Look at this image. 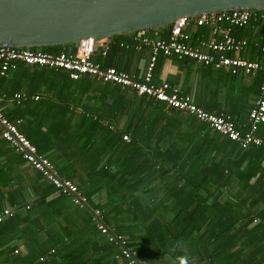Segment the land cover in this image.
Segmentation results:
<instances>
[{
    "label": "crops",
    "instance_id": "obj_1",
    "mask_svg": "<svg viewBox=\"0 0 264 264\" xmlns=\"http://www.w3.org/2000/svg\"><path fill=\"white\" fill-rule=\"evenodd\" d=\"M262 22L256 18L244 29L230 30L231 36L247 41L238 55L257 62L258 69L232 74L229 69L198 64L189 58L159 56L154 81L178 88L208 112L229 115L246 130L259 87L264 85ZM185 30L193 41L220 40L227 26L218 25L213 34L211 27H196L190 21ZM207 30L208 34L204 33ZM169 32L138 34L166 38L163 36ZM133 36L118 41L119 50L110 49L113 44L108 40L106 54L98 46L92 59L140 78L150 49L141 46L137 50ZM12 70L13 79L3 76L8 79L5 86L10 91L16 86L17 90L8 98L0 95V108L17 122L38 153L54 164L58 175L72 180L89 200L84 207L87 211L73 205L0 137V211L13 212L0 223V264H39L45 260V251L53 252L51 246L66 237L78 239L82 249L102 257L82 264H126L117 257L119 248L110 245L96 228L95 233L81 228L89 219L90 206L104 209L103 220L110 229L115 230L112 226L116 223L124 235H143L133 222L139 205H184L201 199L193 197V185L200 184V173L207 170L211 171L208 183H201L210 189L217 186L214 172L218 156L230 158L231 170L224 172L221 192L208 201L240 205L238 216L229 219L234 226L225 231L223 253H217L216 240L191 252L190 245L183 244L176 255L155 256L156 264H264V146L237 152L227 137L195 116L140 96L130 88L88 76L72 80L63 70L22 62ZM15 93L39 98L17 103ZM257 134L264 138V123L258 126ZM121 135L129 140L123 141ZM206 161L207 166L203 164ZM154 253L153 248L149 257Z\"/></svg>",
    "mask_w": 264,
    "mask_h": 264
},
{
    "label": "built area",
    "instance_id": "obj_2",
    "mask_svg": "<svg viewBox=\"0 0 264 264\" xmlns=\"http://www.w3.org/2000/svg\"><path fill=\"white\" fill-rule=\"evenodd\" d=\"M264 19V12L259 15ZM255 11L232 10L221 13L202 15L197 18L182 17L170 26L169 35L166 38L153 37L150 35L136 34L132 41L136 42L137 50L141 46L150 49V57L140 78L116 69L115 67H103L92 59L98 46L104 48L105 55L108 49L105 44L108 40L95 41L87 38L71 50L63 49L60 53L42 51L33 48H14L10 46L0 47V76H5L9 70L15 69L17 63L22 62L29 66L47 67L50 69L63 70L69 78L76 80L81 76H88L103 83H112L130 88L140 96L149 97L162 102L177 111H183L195 116L205 123L210 129L218 132L229 140L238 144L241 149L248 147L264 146V138L257 134L258 126L264 123V85L259 87V95L248 115V128L243 130L238 127L225 113H212L195 104L189 95L182 93L178 88L167 82H155L153 72L156 60L159 56L165 58H189L195 63L213 66L217 69H229L232 74L250 73L259 68V64L241 58L238 53L247 45L245 39L231 36V28H242L256 19ZM192 21L196 27L207 26L216 32L220 24L227 26L226 33L220 40L196 39L192 40L186 26ZM264 52V45L261 47ZM17 103L32 98L38 99L37 95L28 96L24 93L13 95ZM0 137L10 144L18 155L44 179H46L59 193L69 197L71 203L79 208L87 207V197L79 187L70 179L61 178L54 164L46 157L40 155L36 146L20 132L17 122L10 120L0 108ZM123 141H128L127 135H121ZM91 220L97 231L104 235L107 242L120 250V256L126 264H151L146 259L137 255L136 251L126 243L124 236L114 233L103 221L100 209L91 210ZM13 216L9 209L0 211V223L6 218Z\"/></svg>",
    "mask_w": 264,
    "mask_h": 264
},
{
    "label": "water",
    "instance_id": "obj_3",
    "mask_svg": "<svg viewBox=\"0 0 264 264\" xmlns=\"http://www.w3.org/2000/svg\"><path fill=\"white\" fill-rule=\"evenodd\" d=\"M235 9L264 11V0H0V47L77 46Z\"/></svg>",
    "mask_w": 264,
    "mask_h": 264
},
{
    "label": "trees",
    "instance_id": "obj_4",
    "mask_svg": "<svg viewBox=\"0 0 264 264\" xmlns=\"http://www.w3.org/2000/svg\"><path fill=\"white\" fill-rule=\"evenodd\" d=\"M263 12L264 11H255L259 23H261L262 21L259 15H261ZM245 27H243L242 29H244ZM169 29L170 27H168L165 30L148 31V33L150 35L160 31L165 33ZM137 33L124 35V36H114L113 38L109 39L110 42H112L111 44H113L109 48L112 49L113 47H116L117 48L116 50H119L120 47H118V41H120L124 37L136 35ZM204 33L208 34V30L204 31ZM163 37H167V36H163ZM71 46L73 45L50 46L46 48H33V49H37V50L40 49L42 51L58 54L60 53L63 47L68 48ZM103 67L106 66L103 65ZM12 72L13 70L11 71L9 70L6 74L10 75L13 79ZM7 80L8 79H6L5 77L0 76V95L5 96V98H8L10 94L14 93L17 90L16 86L11 91L7 89V87L5 86ZM227 140L230 144L233 145L234 148H236L235 150L237 152L240 150H246V149H241L238 146V144H236L235 142L229 139ZM254 147H262V146H254ZM231 162L232 161H230V158L226 159L225 157L222 156L220 157L218 156L215 158L216 170L214 174L217 178V186H215L213 189L207 188L206 186H204L203 183H201V181L202 182L206 181L205 184L208 183L207 178H208V174L211 171L208 172L207 170H203L200 173L201 180L198 181L200 182V184L197 185L196 182L193 185L194 189L192 190L194 198L202 197L199 200L189 201L184 205L181 204L163 205L156 203L151 205H145V204L139 205L138 207L139 211L136 216L137 219H135L133 222L136 224L138 228L143 230L144 232L143 235L140 236H134L129 234L124 235L123 233L125 231L122 229V226L119 224L116 225V223L114 224V226H112L114 227L115 230L113 229L111 230L116 234H120L124 236V238L126 239V243L136 251L137 255L140 257L146 256L147 257L146 259L151 264H156L155 256H161L167 253L168 254L172 253L176 255L179 246L183 244L190 245V252H191L193 248H198L202 245H206L210 241L213 242L214 240H216L218 242L217 253H221V252L223 253L225 249V245H227L226 242L224 241L225 231L229 229V227L234 226L229 219H231V217L233 216L236 217L238 216L240 211V205L233 203L222 204L219 202H210L208 200L210 197L212 199L215 196V194L218 195L221 192V187H223V185L225 184L224 172L227 171L228 173H230L229 171L231 170L230 169ZM203 164H206L205 166L208 165L207 161ZM234 165L237 166L236 164ZM88 198L89 197H87V200H89ZM92 209H100V210L102 209L103 210L102 219L105 218L106 213L101 206L99 205H94L93 207L90 206V209L88 210L89 213L91 212ZM85 210L87 211V209ZM170 214L172 217L170 219H167L166 218L167 215ZM91 216L92 215L90 213L89 219L86 221V224L84 226L81 225V228H85L84 231H86V229L87 230L92 229L91 231L95 233L94 232L95 227L92 223ZM211 229H215L217 233L209 234L208 232ZM201 230L203 234H198V235L193 234L194 232H198ZM153 248L157 251V253H154L153 257H149L148 254ZM51 249L53 250V252L49 253L48 251L47 252L45 251L44 253L45 260L41 261V263L39 264H82L80 263L81 261L94 260V259L96 260L97 258H99L95 255L94 252L90 251L89 249L87 248L82 249L81 243L78 241V239L71 241V239L70 238L68 239V237H66L65 240L63 239L58 240L53 246H51L50 250ZM117 257L123 260L122 257L120 256L119 251ZM38 258L39 257H37V259Z\"/></svg>",
    "mask_w": 264,
    "mask_h": 264
}]
</instances>
